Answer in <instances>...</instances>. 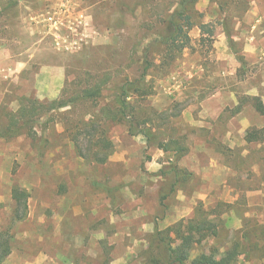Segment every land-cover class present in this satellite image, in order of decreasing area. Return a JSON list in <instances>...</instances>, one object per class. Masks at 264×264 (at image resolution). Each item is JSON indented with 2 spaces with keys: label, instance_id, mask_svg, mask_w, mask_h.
<instances>
[{
  "label": "rangeland",
  "instance_id": "rangeland-1",
  "mask_svg": "<svg viewBox=\"0 0 264 264\" xmlns=\"http://www.w3.org/2000/svg\"><path fill=\"white\" fill-rule=\"evenodd\" d=\"M182 9L185 16L174 21L185 48L170 54L151 41L168 35ZM263 16L264 0H0V106L17 111L23 96L52 101L37 92L54 81L38 78L44 69L55 71L56 99L64 90L73 98L102 89L101 97L44 118L35 138L0 140V232L14 237L3 264H150L156 226L186 227L198 210L218 203L211 216L217 234L197 245L192 259L219 258L245 219L251 228L264 224V142L247 143L252 129L243 128L263 103L264 66L240 60ZM146 61L152 92L138 111L164 113L165 139L189 146L177 173L162 172L175 163L172 153L148 148L128 123L112 121L121 86L138 79ZM8 71L16 72L8 78ZM15 186L29 194L19 222ZM246 251L251 259L243 255L238 264L264 263L250 246Z\"/></svg>",
  "mask_w": 264,
  "mask_h": 264
},
{
  "label": "trees",
  "instance_id": "trees-1",
  "mask_svg": "<svg viewBox=\"0 0 264 264\" xmlns=\"http://www.w3.org/2000/svg\"><path fill=\"white\" fill-rule=\"evenodd\" d=\"M177 15L183 18L185 16L183 9L175 11L172 15L171 21L168 22V35L163 36V34H158L151 41L164 45L170 54L174 51L180 53L185 48L184 44H180V42H183L181 36L184 33V29L174 21ZM207 28V25L204 24L200 26L202 34H205ZM185 39H187L186 36ZM151 42L149 41L145 48L152 46ZM146 56L148 55L146 54ZM240 60L242 63L245 61L244 57H241ZM145 65L138 79H127L121 86L120 95L118 96L119 108L116 110L117 112L112 113V116H114L112 121L118 120L119 122L128 123L129 134L131 136L142 135L146 139L148 148L156 147L165 153H172L175 157L173 160L175 163H170L168 172L165 169H162V172L164 175L170 172L177 173L180 169L176 162H179L189 153V146L181 138L171 136L165 139L167 134L163 127L168 122L164 113L159 114L154 112L152 115H142L138 111L139 107L146 102L152 92L151 86L147 85V71L151 67V62L146 61ZM101 96L102 89L101 85L98 84L81 91L73 98L67 96L66 90L63 91L59 99L48 102L23 96L19 99L20 107L17 111L9 109V105L5 103L0 106V140H12L24 135L35 138L38 135L37 129L48 123V121L42 123L44 118L51 117L62 109L73 107V105L84 99H97ZM256 107L258 112L264 115V105L260 100ZM118 116L120 117L118 118ZM109 119L110 117L100 119V123H104ZM155 119H159L162 124L156 125ZM246 141L247 143L264 142V128L252 129L246 135ZM76 143L79 144L77 141ZM81 154L83 155V153ZM147 158L151 160L150 156ZM107 159L108 157H104L98 163L104 164L107 162ZM186 174L190 175V173ZM12 197L17 204L14 221H23L29 211V194L26 190L15 186L12 190ZM222 205V203H218L215 208L198 210V215L188 220L186 227H183V224H178L162 230L159 226H156L148 247V251L152 255L150 264H238L239 258L243 255L248 260L251 259V256L248 255L249 252L246 251L248 246L256 252V256L260 260L264 261V224L256 222L251 228V219H245L242 229L237 231L233 237L230 248L219 258L202 253L195 259H192L195 247L202 245L204 241L217 234V224L211 219V216ZM13 239L11 230L0 232V264H3L11 256L13 252Z\"/></svg>",
  "mask_w": 264,
  "mask_h": 264
},
{
  "label": "crops",
  "instance_id": "crops-1",
  "mask_svg": "<svg viewBox=\"0 0 264 264\" xmlns=\"http://www.w3.org/2000/svg\"><path fill=\"white\" fill-rule=\"evenodd\" d=\"M256 17V12H250L249 14H247V16L244 19V22L247 23L248 25L253 23V20ZM252 30L254 32L253 36L250 38V40L248 41L249 43L246 42V48L245 51L243 53L244 55V60L245 62H248L250 65L255 66V65H259V66H264V16L261 17L258 21V25H254L252 24ZM256 32V33H255ZM247 41V40H246ZM229 51V50H228ZM11 70V69H10ZM50 69H44L42 71V75L40 74V76H38L39 79H45L47 74H50L51 76V85L49 87V90H45L43 87L39 88L37 91L40 95L44 96L45 98H50V99H56L59 94L60 91L59 89V81L56 77H53V70ZM263 70V69H261ZM16 71H8L7 77H11L15 74ZM53 74V75H52ZM58 74V72H57ZM264 78V75H263ZM44 82V81H43ZM54 85V86H53ZM58 85V86H57ZM264 87V82L262 83V85ZM261 91H258V93H256L257 96H260ZM264 93V91H263ZM220 95H217L216 97H218ZM227 96L228 99L232 100V105L233 103L235 104V106L237 105V101L235 98V94L232 92H227ZM263 103H264V96L262 98ZM220 109L221 110L224 106L222 105L223 102L219 101ZM225 106H228V104H226ZM254 110V109H253ZM254 112V111H252ZM255 119L253 121L247 119V117H244L243 119V128L245 129H253V128H264V115H260L257 111H255ZM254 112V113H255Z\"/></svg>",
  "mask_w": 264,
  "mask_h": 264
}]
</instances>
